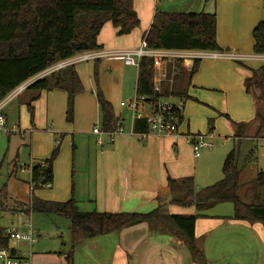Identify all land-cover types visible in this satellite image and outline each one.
Returning a JSON list of instances; mask_svg holds the SVG:
<instances>
[{
    "label": "trees",
    "instance_id": "16d2710c",
    "mask_svg": "<svg viewBox=\"0 0 264 264\" xmlns=\"http://www.w3.org/2000/svg\"><path fill=\"white\" fill-rule=\"evenodd\" d=\"M107 23L113 25L118 36L130 35L138 29L141 21L135 9V0H0V102L16 88L57 63L80 54L82 51L76 50V45L86 43L91 50L103 49L98 43V37ZM217 33L216 13L157 10L142 41L154 50L223 52L218 44ZM253 40L254 53L264 55V18L254 28ZM100 63L101 60L95 61L97 83ZM199 63L191 71L177 63V73L173 71V66H169L168 81L161 85V92L158 93L154 84L152 59H142L138 69L137 95L154 99L172 97L186 101L190 97L186 95L184 85L194 76ZM248 69L250 75L244 80L245 90L255 98V89L260 90L261 100L264 101V65L258 69ZM171 79L172 83L169 82ZM97 87L101 129L114 132L121 126L120 120L115 116L112 105L103 97L98 84ZM27 90L35 92L28 104L32 122V104L39 99L40 94L62 90L68 96L66 120L73 123L75 100L85 89L76 66H70L35 81ZM177 116L182 123L183 113L178 112ZM261 117L262 121L253 135L264 139ZM234 125L237 142L241 144L250 135L244 131L246 125ZM134 132H148L147 122L136 120ZM58 151L56 149L44 162L33 164L32 198L29 204H20L25 214L53 215L69 220L73 249L85 241L146 223L151 233L170 236L184 245L195 264H210L196 238V222L199 218H207L203 214L205 211L229 203L234 206L231 220L249 225L261 224L264 227V170L254 180L242 183L238 167L239 149L229 153L222 169L223 179L213 186L198 191L193 178L168 179L169 187L179 197L172 204L182 208L193 207L197 213L191 215H171L164 207L149 213H85L79 210L74 197L66 202L42 200L34 195V191L52 187L53 165ZM241 188L245 190L243 199L238 195ZM8 198L6 192L0 193V206L5 208ZM8 245V239L0 233V248ZM67 261H72V254Z\"/></svg>",
    "mask_w": 264,
    "mask_h": 264
},
{
    "label": "rangeland",
    "instance_id": "374dc122",
    "mask_svg": "<svg viewBox=\"0 0 264 264\" xmlns=\"http://www.w3.org/2000/svg\"><path fill=\"white\" fill-rule=\"evenodd\" d=\"M140 2L143 4L138 6L137 10L140 21H143V12L146 11V5L148 3L153 4L154 0H140ZM154 8L156 11L162 12L216 13L218 25L223 35L229 40L234 38L248 47L244 50L229 49L225 52L248 57L255 56L253 30L264 18L262 0H255L252 3H249V0H159V3L154 4ZM153 14L151 15L152 19ZM110 27H113L111 23ZM141 28L142 25L139 29ZM106 36H108V32H105L104 37ZM111 50L122 49H106V51ZM107 61L104 59L101 62L106 64ZM232 63L241 68L242 72H245V77L248 75V68L258 69L264 65V62L258 60L241 63L232 61ZM76 69L80 74L85 90L75 100L73 123H69L65 119L66 105H61V107L57 105V110H54V117H49L48 121L45 113H42L38 116L36 123L33 119V123L28 104L35 92L27 90L22 93L20 99H14L9 107L5 109V112L10 111V114H7L9 116L6 127L7 132L0 131V193L6 192L9 197L7 206L5 208L0 206V214L5 213L3 216L0 215V229L11 227L24 232L32 229L36 235L33 246L23 244L20 250L26 253L32 263L35 262V264H111L112 247L110 241L106 240H109V237L103 236L106 238H101L106 241L104 244L98 242L99 244L95 246L96 241H104L95 240L73 249L69 220L36 213L14 215L24 211L23 206L17 202L29 204L31 201L33 194L31 191V168L33 164L42 163L45 159H49L56 149H59L56 160L58 158L61 160V165L58 167V172H60L58 181L71 183L74 179L78 191L81 190L79 195L81 196L79 199L81 209L85 210L87 206L92 205L88 203L87 199L89 190L87 191L84 188V186L87 187L88 184H92V181L89 180L91 179L89 168H87L86 174L81 177L78 169L79 160H77L76 172L71 173L73 144L78 145L79 148H85L82 152L87 157L89 155L88 147L96 148L97 137L93 135V129L96 126H101L99 123L101 117L97 100V84L103 97L114 107L115 104L120 107V102L129 104L137 97V92H135V86L133 87L129 81L130 88L126 94H121L116 75L111 71L109 72V68H101L100 70L99 67L97 83L94 61L78 64ZM128 69L138 70L135 67H128ZM217 77L209 78V83L215 84L214 86L218 88L229 87L230 80H227L225 75ZM218 88L191 91L190 98L186 101L172 99L177 105L180 102L184 104L185 120L179 128V132L174 136L178 138L175 142L179 144V140H182L185 143L184 145L187 146L186 164L194 170L192 176L197 190L213 186L223 179V164L225 158L233 149L240 150L238 167L241 171L242 183L254 180L257 174L264 170V139L255 142V139L262 138L251 135L249 140L252 142L246 140L238 144L233 137V127L236 129L234 124H244L248 129L254 128L255 130L258 124L260 125L261 116H263L262 135L264 138V101L261 100V91L255 89L256 99L253 94L246 92L239 94L233 90L221 91ZM23 104L26 105L20 110ZM117 112L123 116L127 114L128 118L133 114L127 107H120V111ZM35 124L40 130L42 128L46 130L41 131V133L45 132L46 134L42 133L36 136L37 130L32 127ZM70 128H72V131L69 132ZM74 128L77 131V135H74L75 143H73V136L71 135ZM188 135L206 136V141L212 143L213 148H205L197 152L196 155L201 158L196 159ZM150 137L156 136L151 135ZM156 138L169 137L157 136ZM171 148L175 152L173 145ZM250 152L255 153V155L250 157ZM92 176L94 177L93 172ZM244 193V188L238 191V195L242 199ZM34 195L45 200H52L50 198L54 196L50 187L35 190ZM60 196L61 199L55 201L68 200V197L64 194L60 193ZM2 202L4 203L3 200ZM154 209V207L146 205L138 209L139 211L134 212L147 213ZM125 210L132 209L127 208ZM204 214L222 218L220 226H217L206 240L207 252L212 264H232L231 261L234 255L229 256L226 253L230 247H237L236 258H240L242 262L246 263H250L253 252L258 253L262 250L259 236L250 228L251 226L230 219L234 214L232 204H220L205 211ZM98 246H104V251L101 252L102 249ZM70 254H72L71 262L67 261Z\"/></svg>",
    "mask_w": 264,
    "mask_h": 264
},
{
    "label": "crops",
    "instance_id": "0c3cea01",
    "mask_svg": "<svg viewBox=\"0 0 264 264\" xmlns=\"http://www.w3.org/2000/svg\"><path fill=\"white\" fill-rule=\"evenodd\" d=\"M254 1L255 0H249V3H252ZM156 3H159V0H154L153 4L148 3L146 5V11L144 10L143 12L144 20H141L142 28L139 29V27L130 35L118 36L117 30L114 27H110V23H107L103 27L98 37V43L102 46L103 50H129L138 48L142 43L143 34L149 30L153 23L154 15L156 13L154 4L156 5ZM141 4L143 3H141L140 0H135V9L138 15L139 12L137 10V7ZM152 13H154L153 19L151 18ZM105 32H108V36L106 37H104ZM217 38L218 44L223 52L229 49H248L247 45L245 46V44L240 43L234 38L231 40L227 39L223 35V32L221 31L219 25ZM99 67L100 70L101 68H109V72L111 71L116 75V80L119 83L118 88L120 89L121 94H126L127 90L130 88L129 81L132 83L133 87L135 86L136 92L138 70L135 69V71H133L131 69H128V67L130 66H126L122 61L119 60H108L106 64L101 62ZM164 72L165 78L168 79V68H166V70L164 69ZM220 75H225L227 80H230V85L228 88H218L214 86L215 84L209 83V78H218L217 76ZM245 75V72H242V69L232 63V61L230 60H204L199 63L198 69L194 76L187 83H185L184 90L186 92V95L189 97L191 91L211 88H218L221 91L233 90L240 94L246 92L244 87V80L250 75V72H248V75L246 77ZM21 95L17 99H20ZM34 96L35 93L31 96V99ZM67 100V93L62 90L42 92L39 99L32 104L34 108L35 116L33 117V119L35 123L37 122L38 116L42 115V113H45L47 121L49 117H54V110H57V105L59 107H61V105L67 106ZM12 102L13 101H11L10 103ZM10 103L5 106L3 111L7 119L6 127L9 122V116L7 114H10V111L8 110L7 112H5V109L9 107ZM122 103L124 102H120V107L124 108L122 106ZM24 105L26 104H23L20 110L24 108ZM112 107L115 116L120 120L121 126H123V129L125 131L124 135L118 136L116 138L114 145H110L107 139H104L105 146L99 147V145L97 144L99 136L93 133V135L97 137L96 148L94 149V147L89 146L87 150L89 151V155L87 157V155H83L82 152L85 150V148H79L78 145L76 146L75 144H73L74 146L73 159L71 163V173L73 174L76 172L77 160H79L78 169L81 177L86 174V170L88 171L87 168H89L91 176V179L89 180L92 181V184H88V186H84V188L87 191L89 190L87 199L88 203L92 205L87 206L85 210L81 209V207L79 206V199L81 197L79 195L81 190L78 191V186L74 179L71 183L67 181H58V175L60 173L58 172V167L61 165V160L59 158L54 162L53 165L54 182L52 187H50L54 196L50 198L52 200H45L42 198L40 199L45 201L59 200L61 199L60 193L66 195L68 197V200H70L73 196L78 203L79 210L81 212L87 211L85 213L93 211L109 213H140L134 211H139L138 209L147 205L148 207H154L155 209L164 207L167 213L171 215L196 214L197 212L193 207L182 208L180 206L172 204V202L176 200V197H179L174 191L171 190L168 184L169 178L173 180L193 178L192 175L194 173V170L186 164L187 146L184 145V141L179 140L178 144L177 142H175L178 139L175 136L161 139L156 138V136L143 139L140 137V135L134 132V126L136 122L134 115L131 114V116L128 118L127 114L123 116L122 114H119V112H117L120 111V107H118L117 104H115V107L112 105ZM66 113L67 108L65 111V119ZM184 120L185 115L183 112V121ZM99 123L101 124V121H99ZM181 125H183V122L181 123ZM181 125L179 128H181ZM32 127L37 130L36 136H39L42 133L46 134L45 132L41 133L43 128L42 130H40V128H37L36 124ZM70 131H72V128H70L69 132ZM244 131L247 133V135L251 136L253 135L255 130L254 128H247ZM132 132L134 134H132ZM236 132V129L233 127V137L235 141H237L235 136ZM47 134L49 133L47 132ZM68 135L70 134L68 133ZM71 135L73 136V143H75L74 135H77V131L75 130V128L73 130V134ZM246 140H249V137L243 139L242 141ZM69 144L68 146H70ZM172 145L175 152L172 151ZM48 149L50 150L51 148ZM251 153L253 152H250L249 155ZM253 155H255V153H253ZM195 158L199 159L201 157L196 155L195 153ZM92 172L94 173V177L92 176ZM127 208L132 210H125ZM4 214L5 213H1L0 215L3 216ZM22 214H25V212L21 211L14 215ZM205 216L207 218H199L196 222V238L199 248L204 252L209 263L212 264V261L208 256L206 240L212 234L213 230L217 226H220V224L222 223V218L207 215ZM249 226H251L250 228L258 234L260 239V248H262V250H260L258 253L253 252V254H251L252 259L250 263H246L242 262L240 258H236L238 248L230 247V249H228L226 253L229 256L234 255L231 261L232 264H264V227L261 224ZM106 237H109V240H106L110 241L109 243L112 247V257L110 260L111 264H195L184 245L170 236L151 233L146 223L127 228L120 232L107 235ZM106 237H100L85 241L80 246H84L87 242L104 240L101 238ZM96 242L97 243L95 246L99 244L98 242L104 244L106 241L104 240ZM98 247L102 249L101 252L104 251V246ZM31 264H35V262L32 263L31 261Z\"/></svg>",
    "mask_w": 264,
    "mask_h": 264
},
{
    "label": "built area",
    "instance_id": "2783aa9c",
    "mask_svg": "<svg viewBox=\"0 0 264 264\" xmlns=\"http://www.w3.org/2000/svg\"><path fill=\"white\" fill-rule=\"evenodd\" d=\"M144 58L152 59L154 71V84L158 93L161 92V85L168 81L165 78L164 69L173 66L174 72L177 73L175 65L179 63L181 67L187 71H191L197 62L204 60L219 61L230 60L236 62H245L249 60H258L264 62V55L242 56L238 54H230L227 52H210V51H184V50H154L150 49L145 41H142L141 46L136 49L129 50H89L81 52L80 54L57 63L42 74L22 84L0 102V131H6L7 119L4 114L5 106L18 98L24 93L28 87L35 81L44 78L51 73L63 70L70 66H76L81 63L98 61V60H119L126 66L140 67L141 61ZM170 83L173 79L169 80ZM172 97L158 99L138 96L129 104L122 103L123 107H127L133 112L136 120H145L148 124V132L140 133L141 138L147 139L151 135L158 137H172L178 133L181 125L180 118L177 116L178 112L183 113L184 104L180 102L175 104ZM93 133L99 136L97 144L99 147L105 146V140L110 145H114L116 138L125 134L123 126H119L114 132H104L101 127H95ZM132 134H134L132 132ZM206 136L189 135L188 140L192 144L195 153L200 152L205 148H213V144L206 141ZM263 139H255L259 142ZM32 188V187H31ZM0 233L5 236L8 241V247L0 248V264H31L30 257L20 250L21 245L27 244L30 247L35 242V232L30 229L26 232L16 228H3Z\"/></svg>",
    "mask_w": 264,
    "mask_h": 264
},
{
    "label": "water",
    "instance_id": "95a60500",
    "mask_svg": "<svg viewBox=\"0 0 264 264\" xmlns=\"http://www.w3.org/2000/svg\"><path fill=\"white\" fill-rule=\"evenodd\" d=\"M76 50L84 52V51H89L91 49H90V46L88 44L80 43V44L76 45ZM198 191H199V189H198Z\"/></svg>",
    "mask_w": 264,
    "mask_h": 264
}]
</instances>
